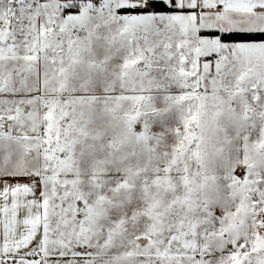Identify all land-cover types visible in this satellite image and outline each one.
<instances>
[{"label": "snow or ice", "instance_id": "obj_1", "mask_svg": "<svg viewBox=\"0 0 264 264\" xmlns=\"http://www.w3.org/2000/svg\"><path fill=\"white\" fill-rule=\"evenodd\" d=\"M0 264H264V0H0Z\"/></svg>", "mask_w": 264, "mask_h": 264}]
</instances>
